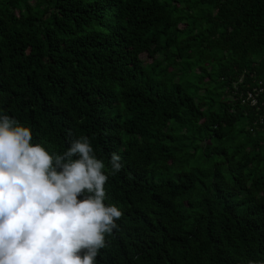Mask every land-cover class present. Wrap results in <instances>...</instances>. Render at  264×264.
I'll use <instances>...</instances> for the list:
<instances>
[{"label": "trees", "instance_id": "obj_1", "mask_svg": "<svg viewBox=\"0 0 264 264\" xmlns=\"http://www.w3.org/2000/svg\"><path fill=\"white\" fill-rule=\"evenodd\" d=\"M0 114L121 156L96 264L264 259V0H0Z\"/></svg>", "mask_w": 264, "mask_h": 264}, {"label": "clouds", "instance_id": "obj_2", "mask_svg": "<svg viewBox=\"0 0 264 264\" xmlns=\"http://www.w3.org/2000/svg\"><path fill=\"white\" fill-rule=\"evenodd\" d=\"M32 140L31 127L0 114V264H96L123 216L105 203L121 156L111 153L106 174L86 135L62 154Z\"/></svg>", "mask_w": 264, "mask_h": 264}, {"label": "built area", "instance_id": "obj_3", "mask_svg": "<svg viewBox=\"0 0 264 264\" xmlns=\"http://www.w3.org/2000/svg\"><path fill=\"white\" fill-rule=\"evenodd\" d=\"M258 86L252 88V89H248L247 92L244 94H241V98L244 102H249L250 105L255 106L258 104L259 102V95L260 93L263 91L262 88V81L258 82Z\"/></svg>", "mask_w": 264, "mask_h": 264}]
</instances>
